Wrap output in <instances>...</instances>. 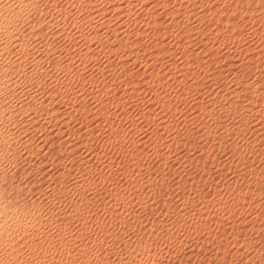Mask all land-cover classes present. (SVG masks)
<instances>
[{
    "label": "rangeland",
    "instance_id": "1",
    "mask_svg": "<svg viewBox=\"0 0 264 264\" xmlns=\"http://www.w3.org/2000/svg\"><path fill=\"white\" fill-rule=\"evenodd\" d=\"M0 264H264V0H0Z\"/></svg>",
    "mask_w": 264,
    "mask_h": 264
}]
</instances>
